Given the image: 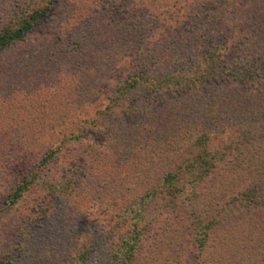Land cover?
<instances>
[{
	"label": "trees",
	"instance_id": "16d2710c",
	"mask_svg": "<svg viewBox=\"0 0 264 264\" xmlns=\"http://www.w3.org/2000/svg\"><path fill=\"white\" fill-rule=\"evenodd\" d=\"M30 1L20 20L0 26V51L23 40L58 0ZM136 1L149 8L139 24L103 19L111 44L100 59L78 37L67 40V85L79 79L83 87L74 98L77 114L92 102L100 76L126 70L109 103L84 121L89 132L71 133L40 163L46 169L60 160L67 142L77 147L69 151L71 171L108 173L81 187L67 166V196L106 202L115 234L103 238L107 251L90 239L67 264H135L151 232L172 247L188 237L198 264L264 263V0H225L208 13L193 1ZM97 133L103 138L94 139ZM38 176L24 180L10 205ZM43 178L50 193L61 192Z\"/></svg>",
	"mask_w": 264,
	"mask_h": 264
},
{
	"label": "rangeland",
	"instance_id": "374dc122",
	"mask_svg": "<svg viewBox=\"0 0 264 264\" xmlns=\"http://www.w3.org/2000/svg\"><path fill=\"white\" fill-rule=\"evenodd\" d=\"M29 1L0 0V26L6 20H20ZM92 1L58 0L51 6L47 18L23 40L0 51V209H5L0 211V260L10 259L20 264H67L68 255L82 254L80 246L88 244L90 239L98 241L101 249L106 245L107 251L109 243L103 238L109 231L110 235H115L108 223L106 202L82 193L67 196V188L63 190L67 187V166L69 174H73L72 179H77L81 187L95 184L98 177H108V173L100 170L98 173L101 174L93 177L77 171V167L71 171L73 155L69 156V151L77 147L67 142L62 158L48 165L51 171L40 165L49 150L71 133L89 132L84 128V121L109 103L119 77L126 75V70H121L100 76L92 102L77 114L74 98L80 96L83 87L79 79L74 85H67V40L78 37L81 39L79 44L90 57L100 59L105 47L111 44L109 36L107 38L101 31L104 18L114 17L130 28L139 24L149 11L136 0H121L119 3ZM179 1H193L194 6L201 4L200 7L208 13L221 8L225 0ZM46 2L48 0H41V6ZM87 11L90 12L88 19L84 15ZM109 24L112 28L113 21ZM101 137V133H97L94 139ZM215 143L218 144L219 139ZM67 148L70 149L68 152ZM79 165L83 170L86 168L85 163ZM112 170L111 177L115 178L118 171ZM35 172L39 179L46 175L43 179H49L48 186L58 184L61 192L50 193L49 187L45 189L47 184L43 185V180L37 179V183L23 191L16 204L10 205L9 197ZM115 201L121 205L124 202ZM155 237L152 232L145 236L135 264H198L196 244L188 237H183L174 247L163 245L161 237L157 241ZM252 239V245L259 247L260 238L254 241L253 236ZM259 252L261 255V250ZM255 256L252 261L259 258Z\"/></svg>",
	"mask_w": 264,
	"mask_h": 264
}]
</instances>
